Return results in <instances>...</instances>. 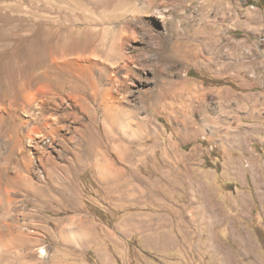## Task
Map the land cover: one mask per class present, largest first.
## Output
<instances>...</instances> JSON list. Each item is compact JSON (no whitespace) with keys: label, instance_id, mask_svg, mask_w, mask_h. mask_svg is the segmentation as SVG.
<instances>
[{"label":"rangeland","instance_id":"374dc122","mask_svg":"<svg viewBox=\"0 0 264 264\" xmlns=\"http://www.w3.org/2000/svg\"><path fill=\"white\" fill-rule=\"evenodd\" d=\"M251 1L2 0L41 47L90 39L122 70L111 118L84 102L75 180L0 202V264H264V7Z\"/></svg>","mask_w":264,"mask_h":264},{"label":"bare ground","instance_id":"6f19581e","mask_svg":"<svg viewBox=\"0 0 264 264\" xmlns=\"http://www.w3.org/2000/svg\"><path fill=\"white\" fill-rule=\"evenodd\" d=\"M34 9L31 5L25 11L35 17ZM20 10L18 5L0 0V54L6 43L15 48L10 52V72L7 75L0 73V86L5 88L0 93V202L5 203L8 212L12 210L14 200H43L53 191L56 182L73 179L75 174L72 172H76L81 164L80 151L89 129L77 122L80 113L86 112L84 102L94 103L93 109L99 107L107 118H111L118 100L115 92L117 76L122 70L115 62L103 61L90 39L82 50L72 46L66 52L59 50L57 44L54 51L49 47L50 35L43 37L45 46L41 47L42 41L38 43L36 36L38 31H21ZM3 11L13 15L2 16ZM21 39L22 46L12 45ZM37 52L42 53L40 59H28ZM14 62L17 65L13 66ZM95 69L99 70L98 78L88 77L86 73H93ZM61 100L65 102L61 103ZM70 116L74 121L64 125ZM50 141H55L56 145L52 144L49 149L45 145ZM66 151L74 154L68 157ZM60 190L66 192L61 187Z\"/></svg>","mask_w":264,"mask_h":264},{"label":"crops","instance_id":"0c3cea01","mask_svg":"<svg viewBox=\"0 0 264 264\" xmlns=\"http://www.w3.org/2000/svg\"><path fill=\"white\" fill-rule=\"evenodd\" d=\"M262 2H263V0H252L251 1V5L256 6V7H259V8H263L264 6H261L262 5Z\"/></svg>","mask_w":264,"mask_h":264}]
</instances>
